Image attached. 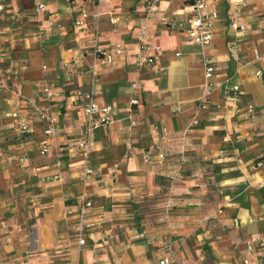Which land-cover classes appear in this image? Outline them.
<instances>
[{"label": "crops", "instance_id": "crops-1", "mask_svg": "<svg viewBox=\"0 0 264 264\" xmlns=\"http://www.w3.org/2000/svg\"><path fill=\"white\" fill-rule=\"evenodd\" d=\"M210 1L212 40L198 48L182 0H159L150 13L146 0H0V264H158L169 237L172 264H264L263 6ZM235 13L244 30L230 27ZM143 25L153 62L138 66ZM204 58L214 66L206 98ZM76 89L114 108L87 153L77 146L86 116ZM28 101L56 120L45 154L46 123ZM81 196L92 222L83 245Z\"/></svg>", "mask_w": 264, "mask_h": 264}, {"label": "built area", "instance_id": "built-area-1", "mask_svg": "<svg viewBox=\"0 0 264 264\" xmlns=\"http://www.w3.org/2000/svg\"><path fill=\"white\" fill-rule=\"evenodd\" d=\"M103 1V0H98ZM159 0H146V12L150 13L152 9L156 6ZM263 6V14L261 18V24L264 28V0H261ZM183 9H185L189 13L188 26L184 29L185 36L187 41L191 45H195L198 48H204L211 43L212 40V32L210 28V23L207 22V19L211 17H215L216 14L210 11L211 1L210 0H182ZM38 10L43 11L45 6L42 3L37 5ZM82 17H87V12L81 11ZM98 16V14H96ZM115 22L114 19H112ZM75 24H80L82 22L81 19H75ZM174 22L173 24H175ZM230 27L232 29L244 30V26L239 24L238 22V14L235 13V16L230 22ZM147 36V28L146 26H141L140 29V37H139V49L136 55V64L140 66L143 62L152 63L153 57L144 56V53L149 51L152 47L146 42L144 39ZM94 42V41H93ZM94 44V43H93ZM158 48V47H156ZM237 48V43L233 42L230 46L231 53H234ZM121 49H117L116 53H119ZM93 52L96 54H101L100 63L102 65L106 64L111 60V54L106 50L102 49L99 46L94 47ZM204 76L207 79L204 87V98L208 96L210 91L213 88V83L210 81L213 73L214 66L212 64L211 59L204 58ZM135 86V84H133ZM231 93L230 98L233 101L241 100V93L237 86H233L229 90ZM74 95H77L81 98L83 110L86 116L85 123L82 127L81 134L79 139L77 140V146L84 153H87L89 146V136L92 130L100 125L110 124L113 121V105H99L91 92H84L81 89H76ZM27 107H31L34 109L38 115V117L45 121L46 125L44 127L45 140L40 149L42 154H45L50 151L48 146V140L57 133L56 120L54 117L48 115L45 110L37 107L32 101L27 102ZM200 107L204 108V102L200 103ZM253 108L249 107L248 112L253 113ZM12 115L17 118V127L19 131L24 132L28 130L27 120L24 117H21L18 112H13ZM157 156L159 158H163V153H158ZM151 156L149 154H145V160H150ZM261 159H264V153L261 156ZM116 166V164H115ZM94 170L89 165H85L83 168V180L88 181L91 179ZM264 184V179L261 182ZM91 206V202L85 197L81 196L78 200L77 205V222L75 226V232L78 238V244L83 245L85 243L84 233L87 228L92 226V222H89L87 219V209ZM178 248L175 244L173 238L169 237L166 244V252L159 259L158 264H172L175 261L177 255ZM252 252V246L248 245L246 249V253L249 256ZM246 263L248 260L245 261ZM80 264V263H79Z\"/></svg>", "mask_w": 264, "mask_h": 264}]
</instances>
